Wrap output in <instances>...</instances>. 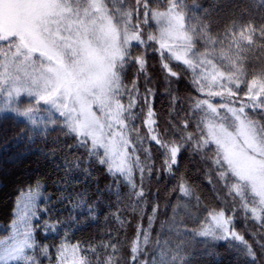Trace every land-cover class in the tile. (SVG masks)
Here are the masks:
<instances>
[{"label": "snow or ice", "instance_id": "obj_1", "mask_svg": "<svg viewBox=\"0 0 264 264\" xmlns=\"http://www.w3.org/2000/svg\"><path fill=\"white\" fill-rule=\"evenodd\" d=\"M149 51L158 54L166 83L191 78L189 114L163 131L147 86ZM0 98V128L23 118L26 139L51 140L52 156L83 149L89 165L68 164L66 155L65 175L76 169L92 178V164L99 165L112 178L104 191L133 212L140 209L141 219L153 147L170 175L190 151L207 166L213 190L219 183L224 192L216 195L222 206L207 207L196 227L181 232L175 215L161 223L162 231L182 237L176 241L152 238L160 208L153 201L148 226L138 223L124 246L73 243L67 233L49 245L36 233L55 226L33 223L40 219L37 182L20 193L0 236V264H193L197 237L226 241L238 264H264V0H212L206 7L196 0H0ZM23 139L24 130L16 136ZM177 190L194 194L183 174ZM195 200L199 206L200 197ZM238 210L255 226L250 239L236 230ZM87 212L96 218L95 205Z\"/></svg>", "mask_w": 264, "mask_h": 264}, {"label": "trees", "instance_id": "obj_2", "mask_svg": "<svg viewBox=\"0 0 264 264\" xmlns=\"http://www.w3.org/2000/svg\"><path fill=\"white\" fill-rule=\"evenodd\" d=\"M196 2L206 7L212 0H196ZM133 72H135L134 68L130 70L129 78ZM147 72L152 78V82L147 86L153 88L155 92L151 98L152 107L160 129L163 131L169 127L170 120L178 123L189 114L190 105L185 98L193 94L191 78L184 75L179 81L166 83V74L161 68L160 58L158 54L151 51L148 53ZM140 86L143 92L144 76L142 74ZM173 95L178 97L175 103L172 99ZM146 112L147 108L145 113L141 114L137 124H141ZM44 116L46 117V114ZM18 119L21 122L15 124L8 122L0 128V226H8L13 218L15 203L20 193L35 186L37 182L41 184L43 194L51 199H46L37 206L40 219L33 220V223L43 225V222L47 220L50 225L55 226V231L41 228L36 233V238L41 243L49 245L59 243L67 233L68 239L73 243L99 245L110 241L124 246L135 235L138 223L143 224L144 227L148 226L147 218L151 215L153 201L158 203L160 208L152 225V238L155 239L159 234L161 240L171 238L176 241L182 237H178L175 231L170 232L167 227L162 231V222H171L175 215L176 227L183 232L185 225L189 228L197 226L194 221L203 219L207 207L222 206L221 201L216 199V195L219 193L223 197L224 192L219 183L215 185V191L213 190V185L208 183L205 176L207 166L198 157H193L190 151L185 152L180 161L179 170L170 175L163 168L161 152L153 147L152 160L149 163L153 164L155 170L146 180L149 188L148 204L142 206L143 219H141L140 209L133 212L131 207H125V202H118L114 195L104 191L108 185L112 184V178L105 174L99 165L92 164L90 169L93 173L92 178H88L83 171L76 169L65 175L66 155L68 164H71L74 159H79L82 167L89 165L90 161L86 158L83 149L73 150L71 155L67 153V150L57 149L55 156H52L50 154L51 140L44 143L36 137L35 142L28 141L26 137L31 133L25 129L23 118ZM22 130H24L25 139L18 142L16 136ZM144 131L146 129L142 128V133ZM63 139L61 137L62 141ZM144 146L148 147L147 144ZM42 150L45 154H42ZM140 155L143 159L144 154L140 153ZM182 174L186 176L194 189L192 197H184L178 190L172 191L177 187ZM121 192H128V188L122 187ZM195 196L200 197L199 206ZM81 201L84 207H75ZM88 205H95V219L88 216ZM45 208L49 210L43 211ZM114 214L119 215L126 223L122 226ZM73 218H76L75 222ZM234 223L236 230L250 239L249 233L255 231V226L244 220L241 210L237 211ZM208 252L215 254L209 255ZM193 253V264H238V257L233 251L227 249L226 241H212L197 237L194 241ZM240 264H243L242 259Z\"/></svg>", "mask_w": 264, "mask_h": 264}, {"label": "rangeland", "instance_id": "obj_3", "mask_svg": "<svg viewBox=\"0 0 264 264\" xmlns=\"http://www.w3.org/2000/svg\"><path fill=\"white\" fill-rule=\"evenodd\" d=\"M26 99V98H25ZM0 102H2V98H0ZM46 113H44V115H45ZM47 115V114H46ZM26 192V191H25ZM45 195L43 194V192H42V190H41V198L37 201V206L42 202V201H45L46 199H45ZM17 201V200H16ZM16 204V203H15ZM7 229V227H3V226H0V236H2V235H5L6 234V230ZM53 251H54V249H53Z\"/></svg>", "mask_w": 264, "mask_h": 264}]
</instances>
